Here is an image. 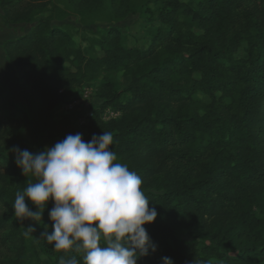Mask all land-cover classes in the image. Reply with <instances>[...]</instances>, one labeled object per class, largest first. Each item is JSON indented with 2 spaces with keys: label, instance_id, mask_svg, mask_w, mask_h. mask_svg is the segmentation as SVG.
Here are the masks:
<instances>
[{
  "label": "trees",
  "instance_id": "1",
  "mask_svg": "<svg viewBox=\"0 0 264 264\" xmlns=\"http://www.w3.org/2000/svg\"><path fill=\"white\" fill-rule=\"evenodd\" d=\"M151 1L156 7L146 13L155 30L146 49L126 47L112 27L101 53L86 56L46 14L54 0H0L6 24L33 25L6 40L4 52L23 94L48 119L104 72L129 76L123 90L103 77L101 102L82 129L90 140L112 133L115 162L142 178L149 207L157 209L145 225L157 250L138 264H162V257L174 264H264V0ZM69 2L79 14L108 5L119 17L131 5ZM108 109L118 116L106 120ZM29 124L0 86V264H26V235L12 207L22 172L7 152ZM52 223L43 213L31 220V233L58 264L71 253L57 252L42 236Z\"/></svg>",
  "mask_w": 264,
  "mask_h": 264
},
{
  "label": "clouds",
  "instance_id": "2",
  "mask_svg": "<svg viewBox=\"0 0 264 264\" xmlns=\"http://www.w3.org/2000/svg\"><path fill=\"white\" fill-rule=\"evenodd\" d=\"M113 144L112 133L104 131L87 142L81 133L68 134L38 153L14 149L16 164L28 177L15 194L14 215L40 221L53 202L48 213L53 231L42 236L57 252L71 253L58 264H138L150 249L157 250L145 227L157 219V209L149 207L142 178L115 162ZM162 264L174 261L162 257Z\"/></svg>",
  "mask_w": 264,
  "mask_h": 264
},
{
  "label": "rangeland",
  "instance_id": "3",
  "mask_svg": "<svg viewBox=\"0 0 264 264\" xmlns=\"http://www.w3.org/2000/svg\"><path fill=\"white\" fill-rule=\"evenodd\" d=\"M130 4L129 11L119 17L113 14L108 5L83 10V14H79L74 10L69 0H54V4L46 14L53 19L54 26L64 29L73 37L76 47L80 48L86 56L101 53L99 43L106 31L112 27L122 31V42L126 47L146 49L155 30L154 23L148 20L146 8L155 9V3L151 0H131ZM182 19L187 20L184 17ZM32 26V24H6L0 9V86L12 92L16 104L27 113L30 119V124L24 129L20 139L7 152L8 156H16L14 151L16 147L38 153L46 147L54 146L68 134L81 133L83 139L86 140L87 135L82 127L86 124L94 107L101 102L96 90L103 77L110 78L117 90H123L130 80L123 71H106L97 80L90 81L78 88L73 101L60 106L52 119L41 116L31 101L23 94L17 73L3 49V43L6 40L20 37L30 31ZM242 47L245 48V45L243 44ZM243 48L239 55H244ZM196 98L202 103L209 102V99L201 93ZM117 116L118 113L113 110L108 109L104 112L106 120ZM27 180L28 177L22 173V190L27 186ZM26 203L35 210V205L28 198H26ZM52 207L53 202L49 201L48 209L44 213L48 214ZM17 220L26 235L28 246L26 264H56L32 235L31 220L22 221L18 218ZM180 236L185 238L184 235L180 234Z\"/></svg>",
  "mask_w": 264,
  "mask_h": 264
},
{
  "label": "crops",
  "instance_id": "4",
  "mask_svg": "<svg viewBox=\"0 0 264 264\" xmlns=\"http://www.w3.org/2000/svg\"><path fill=\"white\" fill-rule=\"evenodd\" d=\"M85 133H86V135H87V132L85 131V130H83ZM86 142L87 141H90V139L88 138V136H86V140H85Z\"/></svg>",
  "mask_w": 264,
  "mask_h": 264
}]
</instances>
